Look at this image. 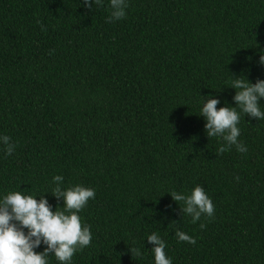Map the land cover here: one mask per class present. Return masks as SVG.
<instances>
[{
  "label": "trees",
  "instance_id": "obj_1",
  "mask_svg": "<svg viewBox=\"0 0 264 264\" xmlns=\"http://www.w3.org/2000/svg\"><path fill=\"white\" fill-rule=\"evenodd\" d=\"M126 3L109 23V0H0V137L15 145L0 140V202L21 191L55 212V176L93 189L78 213L92 241L70 264H155L153 233L172 264H264V120L237 108L247 152L220 154L201 116L207 99L237 107L234 78L264 81V0ZM196 186L214 216L192 223L171 193Z\"/></svg>",
  "mask_w": 264,
  "mask_h": 264
},
{
  "label": "clouds",
  "instance_id": "obj_2",
  "mask_svg": "<svg viewBox=\"0 0 264 264\" xmlns=\"http://www.w3.org/2000/svg\"><path fill=\"white\" fill-rule=\"evenodd\" d=\"M103 0H83V5L92 9L101 5ZM126 0H109L110 17L106 22L124 19ZM261 66H264V54H261ZM236 90L234 101L237 107H221L217 110V99H207L201 109V116L206 120L205 130L207 137H219L223 144L218 152L223 154L232 146L240 153L247 152V148L238 141L240 129V115L237 108L245 116L264 120V112L260 109L259 101L264 98V81H257L254 85L246 78H234L231 87ZM5 145V154L10 156L15 151V145L9 143L10 137H0ZM62 176H55L53 183L56 187L52 195L57 200L63 199V207L52 211L48 201L43 198L37 200L31 195H24L21 191L10 192L0 202V264H47V257L53 254L59 264H70L73 255L88 247L92 241V234L88 226H82L79 212L87 205L90 199L95 198V191L83 186H75L62 190ZM238 179V177H237ZM175 202H181L182 214L191 217L196 223L202 216L212 218L214 205L201 186H196L190 194L172 192ZM63 209V210H58ZM206 225L201 223L200 228ZM24 229H27L25 234ZM175 238L178 242L196 244V240L186 233L177 230ZM147 242L154 245L155 264H172L165 254V243L156 233L147 237ZM46 245L42 253L37 254L34 249ZM132 256H140L138 248H130Z\"/></svg>",
  "mask_w": 264,
  "mask_h": 264
}]
</instances>
